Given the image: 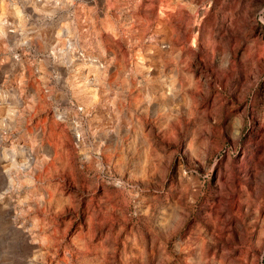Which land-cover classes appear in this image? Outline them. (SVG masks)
Returning a JSON list of instances; mask_svg holds the SVG:
<instances>
[{
    "label": "rangeland",
    "instance_id": "1",
    "mask_svg": "<svg viewBox=\"0 0 264 264\" xmlns=\"http://www.w3.org/2000/svg\"><path fill=\"white\" fill-rule=\"evenodd\" d=\"M0 264H264V0H0Z\"/></svg>",
    "mask_w": 264,
    "mask_h": 264
},
{
    "label": "bare ground",
    "instance_id": "2",
    "mask_svg": "<svg viewBox=\"0 0 264 264\" xmlns=\"http://www.w3.org/2000/svg\"><path fill=\"white\" fill-rule=\"evenodd\" d=\"M180 2V1H179ZM166 8V7H165ZM168 8V7H167ZM150 51V50H149ZM135 57V56H134ZM135 59V58H134ZM149 59V58H148ZM161 60V59H160ZM159 60V61H160ZM133 62V61H132ZM149 62V61H148ZM141 62H140V59H139V57L136 59V61L134 62V64H135V66H138L139 64H140ZM149 67V66H148ZM147 67V68H148ZM135 75V74H134ZM93 91H95V90H93ZM89 97H88V100L90 99V100H93L94 98H93V96H92V94L89 92V95H88ZM86 103V102H85ZM86 105V104H85ZM188 138H189V136H188ZM188 141V140H187ZM24 228V227H23ZM34 232V231H33ZM31 235V234H30ZM29 235V236H30ZM26 238V237H25ZM35 238V237H34ZM38 239V238H37ZM35 240V239H34ZM33 240V238H28V242L29 243H35V241ZM38 240H40V239H38Z\"/></svg>",
    "mask_w": 264,
    "mask_h": 264
}]
</instances>
